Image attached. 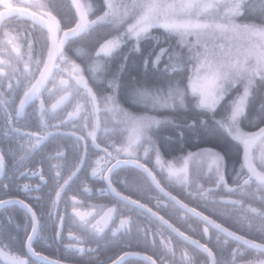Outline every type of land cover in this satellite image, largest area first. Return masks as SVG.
I'll return each mask as SVG.
<instances>
[{
  "label": "snow or ice",
  "instance_id": "obj_1",
  "mask_svg": "<svg viewBox=\"0 0 264 264\" xmlns=\"http://www.w3.org/2000/svg\"><path fill=\"white\" fill-rule=\"evenodd\" d=\"M70 3L74 13L65 21L68 24L65 27L57 12L61 5L55 0H23L22 6L0 0L4 9L0 11V29L3 30L0 39V110L3 111L5 137L18 143L16 148L10 139L7 150L0 149V174H6L8 153H12L19 171L42 142L52 136L49 127H79L86 135H77L76 131L68 133L75 137L72 145L75 158L66 179L61 173L69 166L63 150L67 146L58 148L48 157L49 161H57L51 164L55 170L53 179L58 184L52 205L54 208L58 205L61 192L73 178L79 179L82 172L87 175L88 139L93 148L104 153L103 157L88 164L90 175L104 185L97 190L99 195L110 197L115 203L110 207L99 206L98 210L93 206L90 211H81L76 207L81 201L76 196L71 198L72 224L82 235L69 233V239L75 241L66 245L70 253L81 256L96 253L101 246L115 243L129 234L133 221L131 215H124L120 208L124 205L126 209L150 214L162 227L166 225L185 243L206 254L200 262L186 249L182 250L179 264H264V92H260L264 88V0H102V10L92 0H70ZM13 16L30 20L33 29L39 28L44 34L46 55L44 52L35 54L30 32L21 37L5 26V21ZM101 29L107 30L103 33L105 38L103 42L97 41L98 47L94 51L83 47L72 49L77 40L101 35ZM154 29H162L169 36L177 37L181 51L171 46L160 48L158 53H149L143 61L146 72L152 69L168 79L166 90L150 88L146 81L133 82L126 95L130 102L144 109L142 113H136L125 108L119 98L121 76L130 56L123 55V63L115 71H112L110 62L130 42L129 53L140 52L141 41L146 39L159 44L160 38L151 35ZM183 49L187 50L186 54ZM69 51L86 66L81 67L67 54ZM161 63H164L163 69L159 67ZM175 73H187L186 83H182L183 77L171 78ZM105 88L110 91L106 92ZM189 100L192 101L191 107ZM221 105L224 112L217 119V109ZM29 108L33 114H38L43 132L26 131L30 125H21V119L28 118ZM189 111L196 112V115L183 121L176 115H158L161 112ZM53 120L58 123H50ZM245 121L248 128L254 130H247ZM164 129L175 132L178 139L216 130L225 132L242 149L240 169L232 183L229 184L225 177L224 156L212 148L189 152L179 165L171 160L165 161L158 146L159 133ZM82 141L85 143L81 154ZM17 151L23 153L18 159ZM153 154V167H149ZM193 165L198 175L207 169L211 186L205 187L192 179ZM129 168L138 171L139 175L128 172L121 178L120 173ZM154 169H158L159 175L169 184L175 182L194 189V193L189 191L188 194L199 196L214 208L220 206L218 214L235 217L237 223L257 235L250 238L240 234L196 207H189L167 190ZM20 175L24 176L25 172L20 171ZM31 175H39L40 180L45 181L43 174L32 172ZM60 180H63L62 184ZM23 187L27 190L30 186L25 184ZM221 189L224 194H220ZM154 190L167 197L173 208L178 206L183 214L191 213L202 222L207 240L202 243L193 239L160 215L159 210L168 208L169 204L153 197ZM126 191L156 199L157 211L142 203L141 199L126 195ZM91 192L92 189L85 185L83 194ZM12 203L20 204L26 210L27 252L14 247L9 230L13 217L9 215L6 223L0 222V261L3 264H60L34 247L45 231L43 218L24 200L0 198V207ZM48 217L52 219L51 212ZM57 218L60 224L54 228L53 238L61 239L60 229L65 217L58 214ZM210 229L216 233L215 251L209 246L213 241ZM137 232H142L145 240L151 235L152 244L156 245V232L139 225ZM90 242H95L97 247L83 246ZM160 244L171 259L161 256L159 264H176L171 239L161 236ZM131 257H141L143 264H158L152 255L133 251H123L107 261L89 256L87 264H131Z\"/></svg>",
  "mask_w": 264,
  "mask_h": 264
},
{
  "label": "flooded vegetation",
  "instance_id": "obj_2",
  "mask_svg": "<svg viewBox=\"0 0 264 264\" xmlns=\"http://www.w3.org/2000/svg\"><path fill=\"white\" fill-rule=\"evenodd\" d=\"M95 1V0H93ZM57 4H60L61 7L57 9L59 18L62 20V23L65 27L68 24L65 22L67 19H71L74 13L73 8L71 7L70 0H55ZM9 3H12L14 6H22L23 0H9ZM0 11H4L3 7L0 6ZM94 18V17H93ZM5 26L12 31V33L19 34L21 37L26 33L30 32L34 40V49L35 54L39 55L41 52H44L46 55V48H44V34L39 30V28L33 29L30 20L19 18L13 16L10 19L5 21ZM2 29H0V39L2 36ZM82 40H77L71 46L72 49L80 48L78 46ZM84 48V47H83ZM72 59H75L77 63L81 64V67H85V63L78 59L72 51L67 53ZM86 75V73H85ZM87 76V75H86ZM47 97V93H45ZM18 103V100H17ZM28 118L27 120L21 119V125L28 123L30 126L26 128V131H41L43 129L39 127V116L38 114H33L31 108L28 109ZM50 123H58V121H51ZM53 134L49 136L48 139L42 142L41 146L32 154L31 158L26 160L23 163V167L17 170L18 166L16 165V160L14 159L12 153L6 155V174H0V198L2 199H20L24 200L25 203L31 204L33 209L37 212L38 216L43 218V222L46 225L44 233H42V238L37 239L34 243V247L37 251H40L43 255L47 256L50 260L59 261L60 264H87L89 256H96L99 261H107L109 257L115 258L120 255L123 251H133L140 252L141 255L148 254L152 255L154 259L158 260L161 256H164L166 260L171 259L170 255L165 251L163 246L160 244L161 236L164 238H170L172 246L175 248L176 252V264H179V259L182 250H187L190 255L194 256L197 261L202 262L205 259L204 253L197 250L194 246L185 243L183 238L179 237L177 234L173 233L166 225L161 226L160 222L152 218L150 214L140 212L136 209L128 208L126 209L124 205H120V208L123 210L124 215H131L133 226L132 231L129 234L122 236L117 242L111 243L108 245L101 246L97 249L96 253H86L84 255H79L75 253H70L66 245L69 243H75L69 239V233H73L77 236H81L82 233L77 230L72 224V208L73 203L71 198L73 196L77 197V200L81 201L80 204L76 207L81 211H90L93 206L99 209V206L110 207L115 200L108 197H101L98 193V189L104 185L100 182L94 180L90 175V168L88 164L92 161H95L98 157H103L104 153L93 148L91 146V140L88 139L86 143L88 144L89 156L85 164V170L87 175L84 172L79 174V179L73 178L69 182V186L66 190L61 192V198L58 205L54 208L52 202L56 199L55 193L58 190V184L53 179L55 175V170L51 168V164L57 163L56 160L49 161L48 157L55 154L58 148L67 146L63 148L66 152L68 167L62 169V176L66 179L70 173L71 165L74 161V153L72 151V145L75 143V137H71L68 133L76 131L77 135H86V132L79 127L73 129L70 125L62 126L60 128L53 129L49 127L48 129ZM253 130V129H252ZM11 137H5L4 135V119L3 111L0 110V149L7 150L9 146V140ZM26 139V138H25ZM85 141L81 142V154L83 153V145ZM12 144L14 147L18 148V143L15 139H12ZM160 148V144L158 145ZM103 147V145H102ZM111 150V149H110ZM162 158L165 161L171 160L176 162L179 165V161L173 159H166L163 148H160ZM194 151L193 153H195ZM198 152V151H197ZM19 155H23L22 152L17 151L16 158L18 159ZM155 155H152V160L149 162V167H153V162ZM241 159H242V149H241ZM228 163L227 158L225 159V177L228 180L229 184L232 183L236 172H233L226 165ZM157 171L158 178L162 180L165 187L168 191H171L173 195L177 196L178 199L184 201L189 205V207H196L198 211L204 212L205 215H210L212 219H215L218 223H223L226 227H229L231 230L238 231L240 234H246L250 238L255 237L257 233L255 231L249 232L241 224L237 223L235 217L229 218L226 215L218 214L217 208L220 206L211 209V204H205V202L195 194L189 195V191L194 193V189H188L184 186L176 184L175 182L169 184L163 177L159 175ZM20 171L25 172L24 176L20 175ZM32 172H37L43 174L45 181H41L39 175H31ZM128 172H132L133 175L138 176L139 172L134 169H125L120 173L121 178H124ZM166 175V174H165ZM214 175V174H213ZM131 179V178H129ZM192 179L204 184L205 187L211 186L208 182L207 176H195L192 173ZM59 183H63V180H60ZM8 184V188H4L3 185ZM28 184L29 189H24V185ZM39 185V188L36 186ZM87 186L89 189H92L90 194H83L84 186ZM119 187V185H117ZM126 195L131 194L134 199H141L142 203H147L149 207L153 208V211H157L155 205L157 203L156 199H149L144 196L142 193H137L135 191L125 192ZM220 194H224V190H220ZM153 197L161 199L162 203L169 204L168 208H161L160 215H163L165 219L169 221L172 225L179 228L180 231L185 232L186 235L191 236L193 239H199L202 243L207 240V237L203 235L204 224L198 219L194 218L191 213L186 215L182 213V210L179 207L173 208L167 197H163L162 194L157 191L151 193ZM52 213V219H49L48 213ZM62 215L65 217L64 226L61 230V239L53 238L54 228H58L60 221L57 218V215ZM217 214V216L215 215ZM13 217V222L9 226V230L14 239V247L16 250H23L27 252L26 248V232L24 224L26 222V210L22 205L12 203L4 207H0V222L6 223L8 216ZM117 220V224H118ZM19 225V226H17ZM137 225L141 228H149L151 231L156 232L155 240L156 245L153 246L151 235L148 236L147 240L144 239L143 233L137 232ZM115 227V225H113ZM210 235L213 237L210 247L215 249V230L210 229ZM85 248H96L95 242H90L83 245ZM235 246V245H233ZM30 255V254H29ZM227 253H225V257ZM35 259L34 257H31ZM251 258V257H249ZM131 264H143L141 257H131L129 258ZM0 264H3V261H0Z\"/></svg>",
  "mask_w": 264,
  "mask_h": 264
},
{
  "label": "trees",
  "instance_id": "obj_3",
  "mask_svg": "<svg viewBox=\"0 0 264 264\" xmlns=\"http://www.w3.org/2000/svg\"><path fill=\"white\" fill-rule=\"evenodd\" d=\"M92 2L96 3L98 8L102 10V0H95ZM99 14V13H97ZM106 29H101V35H94L91 38H84L80 42L78 46L84 47L86 50L94 51L96 47H98L99 42H103L105 38L103 33H105ZM154 37L160 38V43L157 44L152 39H146L141 41V51L136 53H129V49L132 47V43H128L126 46L122 47L121 50L116 53L114 58L111 60V69L115 71L116 68L123 63L122 56L128 54L130 59L126 62V70L122 73L121 83L122 87L119 92V98L123 106L133 112L142 113L144 111L143 106L136 105L129 101L126 93L127 89L133 85V82L143 83L147 82L148 87H162L166 90V81L167 77H161L160 73L155 72L152 69H148L146 72L143 61L149 57V53H158L160 48H168L172 47L177 51H181L180 47L177 45V37L169 36L162 29H154L151 33ZM185 54L187 52L186 49L182 50ZM164 63L167 62V57L164 58ZM164 63L160 64V69L164 68ZM86 75L88 73L86 72ZM187 73H175L172 74L173 79L183 77L182 83H186ZM90 80V84H91ZM94 90L96 89V85H92ZM105 91H110L105 88ZM260 92H264V88L260 89ZM235 95V93H233ZM259 95V93H258ZM231 99V97H229ZM189 107L192 105V101L189 100ZM198 111V110H197ZM224 112V106L221 105L220 108L217 109L216 117L220 118L221 114ZM153 115H157V113H151ZM158 115L160 116H172L176 115L178 120L183 121L186 117H192L196 115V112H181V113H171V112H161ZM211 123V121H210ZM245 127L247 130H252L248 128L247 121H245ZM254 130V129H253ZM160 144V148H163V152L166 159H173L175 161H179L186 156L189 152L199 151L204 148H212L218 152H220L224 158H227L228 163L226 164L229 169L233 172H238L241 164V147L232 140L225 132L216 130L210 132L205 135L200 136H190L187 139H178L175 132H172L168 129L161 130L158 138V145ZM192 173L195 176H207V169L205 168L202 173L198 175L196 167L193 165ZM218 207V206H216ZM215 207V208H216ZM213 205L211 209H213ZM217 216V214H215Z\"/></svg>",
  "mask_w": 264,
  "mask_h": 264
},
{
  "label": "water",
  "instance_id": "obj_4",
  "mask_svg": "<svg viewBox=\"0 0 264 264\" xmlns=\"http://www.w3.org/2000/svg\"><path fill=\"white\" fill-rule=\"evenodd\" d=\"M74 10V9H73Z\"/></svg>",
  "mask_w": 264,
  "mask_h": 264
}]
</instances>
